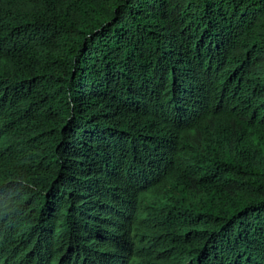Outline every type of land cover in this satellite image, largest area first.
I'll use <instances>...</instances> for the list:
<instances>
[{
  "label": "trees",
  "instance_id": "obj_1",
  "mask_svg": "<svg viewBox=\"0 0 264 264\" xmlns=\"http://www.w3.org/2000/svg\"><path fill=\"white\" fill-rule=\"evenodd\" d=\"M0 264H264V0H0Z\"/></svg>",
  "mask_w": 264,
  "mask_h": 264
}]
</instances>
